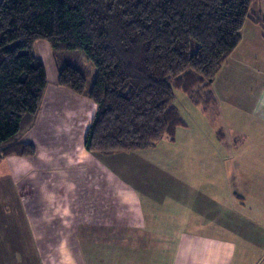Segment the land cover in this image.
Returning <instances> with one entry per match:
<instances>
[{"label":"crops","instance_id":"1","mask_svg":"<svg viewBox=\"0 0 264 264\" xmlns=\"http://www.w3.org/2000/svg\"><path fill=\"white\" fill-rule=\"evenodd\" d=\"M258 1L213 85L214 106L222 114L225 103L238 111L228 131L212 136L233 153L236 183L231 170L218 181L207 174L214 166L198 165L197 180L174 177V197H164L161 171L179 169L161 170L158 159L137 153L150 148L88 151L97 105L48 80L20 137L35 154L0 163V264H264V0ZM227 79L237 81L236 92ZM205 176L209 186L199 183Z\"/></svg>","mask_w":264,"mask_h":264},{"label":"trees","instance_id":"2","mask_svg":"<svg viewBox=\"0 0 264 264\" xmlns=\"http://www.w3.org/2000/svg\"><path fill=\"white\" fill-rule=\"evenodd\" d=\"M254 0H0V163L32 156L20 141L48 86L38 40L57 53L80 51L97 70L56 55L57 82L87 95L97 110L86 132L91 152L137 151L175 139L187 124L175 91L205 110L216 104L213 85L240 44ZM260 22V20H255Z\"/></svg>","mask_w":264,"mask_h":264},{"label":"rangeland","instance_id":"3","mask_svg":"<svg viewBox=\"0 0 264 264\" xmlns=\"http://www.w3.org/2000/svg\"><path fill=\"white\" fill-rule=\"evenodd\" d=\"M259 2L261 1L254 0V3L251 8L252 12H256L255 9L260 7L261 4ZM261 18H264V14ZM34 53L36 56L43 60L49 81L53 82L58 79L57 61L55 59L57 55L60 60H62V62L73 64L77 68L83 70L88 80V87L90 88L92 86L97 70L91 62L86 60L82 52L65 51L59 54L55 50H53L47 40H38L34 47ZM235 79H237V77ZM216 83L218 84V81ZM225 85L232 86V89L230 91L236 92L234 88L236 87L237 89L236 80L234 82L232 79H227V81H225ZM191 100L192 99L190 98V96L185 94L182 90L175 91V99L173 103L179 109L181 116L187 124L185 128H178L177 140H171L170 137L165 136L155 146V148H150V150L137 152L140 153V156L142 155L147 160L154 161V159H158V161L163 164L161 166V170H165V166H167V168L170 167L171 169H179L176 171L175 174H170L168 172L161 171V182L163 186L162 190L165 191V194L162 195L170 199L171 197H174L175 194L173 188L171 187L173 183L175 184V182H172L174 177L176 183L180 182L178 180L179 178H181V175L184 176V179L182 180L188 181V179H193V177L194 180H197L198 172L197 175H195L194 169L198 165L202 166V168H204L205 170L208 169L207 167L209 165L214 166L213 171L211 173H207L208 175H214V180H223L225 177H227L230 170L231 179H234L235 183L236 178L238 176V170L236 171L235 162L233 160V153L230 154L228 151L222 149L221 146L216 145L217 140L215 141L212 137L216 136V132L219 129L228 131V123L230 125L232 122H236V120H238L237 109H233L225 103V113L222 114L220 108L212 106L204 114L202 112L203 108L193 105L191 103ZM78 106L80 107V104ZM225 114V117H227L226 120L223 119V115ZM80 115H83V113H80ZM233 126H235V129L231 128V131L236 133L239 127L237 125ZM246 130L250 131V129ZM232 132L231 134L233 135ZM236 138L237 137H234L235 143H237L238 141ZM234 159L236 160L237 158L234 157ZM244 160L252 164V160L250 161V158L247 157V159ZM259 165H264V163H261ZM180 169H182V171ZM241 171L242 169H240V173ZM204 173L206 172L204 171ZM209 179V177L206 178L205 176V179L203 181H200L199 183L204 182L206 180L208 185ZM194 183L196 182H193V184ZM166 189H168V192L166 191ZM261 193L262 195H264V190H262Z\"/></svg>","mask_w":264,"mask_h":264}]
</instances>
